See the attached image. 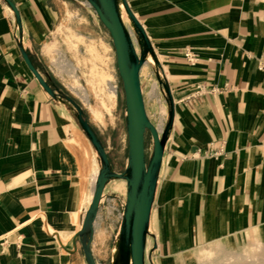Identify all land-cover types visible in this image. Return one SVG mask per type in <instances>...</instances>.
<instances>
[{"label": "crops", "instance_id": "0c3cea01", "mask_svg": "<svg viewBox=\"0 0 264 264\" xmlns=\"http://www.w3.org/2000/svg\"><path fill=\"white\" fill-rule=\"evenodd\" d=\"M12 1L34 66L64 92L45 53L64 16L111 41L88 0ZM128 2L175 108L151 215L153 264H197L196 252L216 243L264 246V0ZM141 81L148 116L163 131L169 103L152 64L143 67ZM86 116L104 145V131ZM99 171L76 117L26 65L16 17L0 0V264H88L75 238ZM111 183L95 223L97 264L105 250L99 239L105 203L122 200Z\"/></svg>", "mask_w": 264, "mask_h": 264}, {"label": "water", "instance_id": "95a60500", "mask_svg": "<svg viewBox=\"0 0 264 264\" xmlns=\"http://www.w3.org/2000/svg\"><path fill=\"white\" fill-rule=\"evenodd\" d=\"M4 1L16 17L18 45L26 65L48 95L70 109L100 161L93 199L85 213L82 229L76 235L75 243L77 241L80 243L88 264H97L92 252V244L95 223L106 186L111 181H125L126 199L111 264H147L148 261L153 264L152 252L148 254L149 238H154L151 233V215L167 142L174 124L175 108L170 86L162 74V66L144 26L134 14L128 0H88L111 36L125 94L128 161L125 170L118 173L112 169L109 155L86 119L83 108L73 98L49 83L34 66L25 47L24 26L20 12L12 0ZM148 63L154 67L158 83L168 97V119L163 131H159L150 120L146 109L141 72ZM148 134L151 136L153 147L149 158L146 152Z\"/></svg>", "mask_w": 264, "mask_h": 264}, {"label": "rangeland", "instance_id": "374dc122", "mask_svg": "<svg viewBox=\"0 0 264 264\" xmlns=\"http://www.w3.org/2000/svg\"><path fill=\"white\" fill-rule=\"evenodd\" d=\"M126 22L129 25L128 21ZM71 25L73 28L70 27ZM104 29L102 33L106 35ZM87 32H90V35H97L96 37L85 36L84 33ZM57 35L58 38L47 45L45 50L48 67L63 85L66 90L63 92L73 98L83 108L85 115H90L91 120L104 131L103 146L109 155L112 169L122 173L128 161L126 103L112 39L111 41L103 40L102 34L94 32L90 24L79 20L75 22L71 15L64 16ZM132 35L136 40L133 33ZM110 85L116 87L117 91L116 98L112 101L108 89ZM97 112H101V115H97ZM86 119L88 120L87 116ZM151 147L152 139L148 134L146 139L148 158L152 153ZM111 182L112 186L117 187L122 195L121 199L125 202L126 194L120 187L121 181ZM122 200L120 202L116 197H108L105 203L106 221L99 234V239L105 243V250L99 254L101 264H111V250L116 243L124 210ZM111 227H113L112 230ZM148 254H150L149 243ZM196 255L197 264H231L234 262L264 264V246L256 244L249 248H234L224 243H216L200 249ZM147 264H150L149 261Z\"/></svg>", "mask_w": 264, "mask_h": 264}, {"label": "bare ground", "instance_id": "6f19581e", "mask_svg": "<svg viewBox=\"0 0 264 264\" xmlns=\"http://www.w3.org/2000/svg\"><path fill=\"white\" fill-rule=\"evenodd\" d=\"M108 89H109V92L111 94V101H112V99H115L116 98V92H117L116 91V87H111V85H110V88H108ZM96 114L100 116L101 115V112H97ZM120 187H122L124 189L125 194H126L127 193V185H126V182L125 181H121L120 182ZM216 250H218V249H216ZM231 264H238V263H235L234 262V263H231Z\"/></svg>", "mask_w": 264, "mask_h": 264}, {"label": "built area", "instance_id": "2783aa9c", "mask_svg": "<svg viewBox=\"0 0 264 264\" xmlns=\"http://www.w3.org/2000/svg\"><path fill=\"white\" fill-rule=\"evenodd\" d=\"M188 58H189L190 62H195L196 61V57L193 56V55L188 54ZM262 69L264 70V66L262 67Z\"/></svg>", "mask_w": 264, "mask_h": 264}, {"label": "trees", "instance_id": "16d2710c", "mask_svg": "<svg viewBox=\"0 0 264 264\" xmlns=\"http://www.w3.org/2000/svg\"><path fill=\"white\" fill-rule=\"evenodd\" d=\"M47 81L49 82V79H47Z\"/></svg>", "mask_w": 264, "mask_h": 264}]
</instances>
